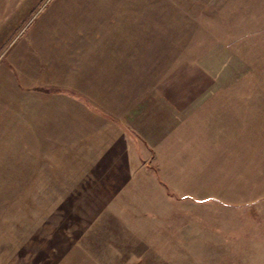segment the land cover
<instances>
[{
  "label": "rangeland",
  "instance_id": "rangeland-1",
  "mask_svg": "<svg viewBox=\"0 0 264 264\" xmlns=\"http://www.w3.org/2000/svg\"><path fill=\"white\" fill-rule=\"evenodd\" d=\"M123 47L124 82L92 83L95 55ZM204 57L264 93V0L0 3V264H264V164L251 189L226 160L218 196L171 195L199 164L127 137L130 104ZM74 84L124 130L63 99Z\"/></svg>",
  "mask_w": 264,
  "mask_h": 264
},
{
  "label": "crops",
  "instance_id": "crops-1",
  "mask_svg": "<svg viewBox=\"0 0 264 264\" xmlns=\"http://www.w3.org/2000/svg\"><path fill=\"white\" fill-rule=\"evenodd\" d=\"M3 2L8 0H0ZM137 51L132 49L134 55ZM123 52L124 47L116 53L100 52L95 55L98 58L92 59L97 61L94 68L98 70L87 71V74L89 78H100L101 89L110 81V85L118 86L122 80L124 82V59L129 57H125ZM121 54L125 58L122 59ZM205 58L178 64L158 84L142 93V100L139 97L138 103L129 106L130 135L127 137L130 139L132 136L131 143L139 139L138 147L148 159L154 153L160 154L157 149L164 148V154H168L172 164L179 163L180 158H188L185 161L193 167L199 164L197 168L202 175L196 178L189 175L185 186L175 188L179 191H173L171 195L218 196L223 181L222 164L226 160L232 167L226 171L238 174V166H246L244 178L249 181L251 189L254 187L255 166L264 164V93L233 91L239 81L238 70L233 75L222 76L221 64L208 62ZM90 60L88 64L93 62ZM69 90L71 94L66 96ZM88 90L80 91L74 84L60 89L59 94L64 95L63 99L73 107L82 105L86 113L106 116L119 127L122 123L124 130V121L113 117V112L111 115L95 106L92 101L100 96L97 91ZM255 101H258L256 107ZM70 115H78V112L70 109ZM74 126L75 129L76 124ZM193 167L189 172H194ZM261 173L264 175V166ZM193 179H196V184Z\"/></svg>",
  "mask_w": 264,
  "mask_h": 264
}]
</instances>
